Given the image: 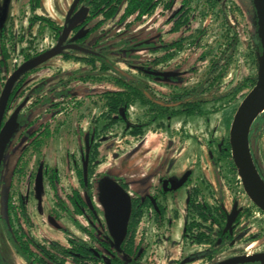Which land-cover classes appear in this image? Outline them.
Wrapping results in <instances>:
<instances>
[{
    "label": "rangeland",
    "instance_id": "obj_1",
    "mask_svg": "<svg viewBox=\"0 0 264 264\" xmlns=\"http://www.w3.org/2000/svg\"><path fill=\"white\" fill-rule=\"evenodd\" d=\"M27 1L0 0V16L9 12L2 24L4 27L2 36L0 32V46L3 44L7 54V67L0 69V92L4 80L22 63L28 44L29 50L35 48L39 51L55 43V37L47 27L34 24L32 28H27L28 19L33 15ZM167 1L162 0L155 10L139 23L130 24L133 17L124 23H119V15H117L114 19L102 23L89 40L102 38L95 50L106 48L105 56L117 69L146 82L156 97L160 98L182 94L200 84H205L210 59L212 60L213 56L217 58L221 52L226 51L227 43L229 44V40L235 35L237 42L232 49L227 50V56L229 55L230 58L226 76L220 82L218 89L211 87L206 91L210 94L217 92L221 98L218 101L202 104L201 115L180 114L171 117H160L151 110V106L134 101L127 109L123 121H117L106 130L103 128V121L99 122L96 131L100 141L98 152L102 162L93 167V175L103 174L115 185L126 183L128 185L126 193L129 195H133L135 191L143 195L147 189L159 194L161 182L165 180L163 178L172 176L174 179H180L189 173L190 184L197 185L202 190L204 199L208 203L213 201L219 203L228 213L232 211L234 203L237 204L238 209L248 207L251 203L243 190L240 191L238 177L234 176L229 162L218 153V150L229 137L233 116L247 90L234 96L226 94L242 78H252L257 74L258 49L253 45L257 44V38L254 33L255 26L251 24L255 22L252 0H194L188 17L189 23L181 27L177 33L169 32L172 26L170 18L180 7L181 0H174L172 8L165 9ZM72 2L73 0H40L36 12L62 26ZM97 20L91 21L89 26L91 27ZM149 38H152L153 46L159 45L160 41L162 44H170L179 38H184L183 48L173 52L172 60L158 66H150L160 72H179L181 74L179 87L151 81L137 74L135 69L128 68L127 62H134L136 66L161 56L163 54L161 48L155 49L158 51L135 52L134 57L138 58L135 61H130V57H123L117 52L122 48L121 43L125 41L131 44ZM203 56L204 59L201 60L200 57ZM89 69L79 60L65 61L60 57L49 60L39 72L28 77L22 87V94L17 95L13 107L23 100L30 88L52 74L61 75L63 72L71 71L76 72L78 77ZM91 74L93 77L84 80L85 83L71 84L75 98L78 102L81 99V109L68 110L66 118L64 115L55 118V122L64 120V123H60L62 126H55L57 129L50 138L45 139L39 153L25 156L26 165L21 175L14 176L11 187L9 176L18 153L10 155L5 161L2 174L5 183L0 187V192L10 189L11 201L15 204H18L21 198L31 223L26 224L22 219L20 223L38 242L54 240L66 245L63 235L51 224L53 219L60 228L70 230L75 236L87 240V237L75 229L68 218L56 208L55 201L60 199L67 203V196L73 189L78 188L73 162L76 161L78 168L81 167L83 136L89 132L92 120L101 113L102 92L119 89L114 73ZM55 102L59 100L56 99ZM134 127H138L141 131L137 137L129 134ZM252 148L254 159L264 176V128L252 139ZM38 160L39 163L36 165ZM40 163L56 169L57 197L49 188L41 172ZM189 187L181 188L165 197V219L171 221L169 231L163 230L166 226L158 231L150 213H145L135 237V244L141 238L146 244V251L141 259L142 264H184L194 259L198 260L191 262L192 264H204L201 251L207 246L194 247L186 241L183 243L179 241L184 217L186 218L185 200ZM93 203L99 213V202L95 199ZM2 209L3 200L0 198V214L4 213ZM235 230L237 238L234 246L225 248L226 250L216 257L215 261L243 254L244 247L252 242H244L240 237L243 234L247 236L256 232L264 234V215H257L252 211L235 226ZM168 235L170 240L167 239ZM256 244H260L257 250L264 249V238L256 241ZM0 254L9 264H25L7 240L1 222ZM186 255L190 256L184 259Z\"/></svg>",
    "mask_w": 264,
    "mask_h": 264
},
{
    "label": "flooded vegetation",
    "instance_id": "obj_2",
    "mask_svg": "<svg viewBox=\"0 0 264 264\" xmlns=\"http://www.w3.org/2000/svg\"><path fill=\"white\" fill-rule=\"evenodd\" d=\"M9 1L11 2L12 0H9ZM27 2H28V5L30 7V0H28ZM71 5H70V7H71ZM252 5H253V2H252ZM39 6H40V3H39ZM37 9L32 11V9L30 7L31 13L33 15H31V17L28 19V24H27L28 27L27 28H32V26L34 24L39 25V26L43 25V26L47 27L52 32L53 36H54V33L56 32V30L59 29V35L57 37L54 36L55 37V43L45 50H39L38 51L35 48L29 50L30 48H29V46H28L29 44H28L27 45L28 50H26V52L23 54L22 63L18 67L22 66L24 63L32 61L36 57H39L40 55L44 54L45 52H47L48 50L53 48L56 45L57 40L59 39L63 28L69 24V21L71 20V18L73 16H75L77 13L81 12V13H83V16L74 24V26L69 31L66 40L62 44V46L66 47V48L51 59L60 57L61 59L65 60V61H71V60H73L72 59V56H73V58L75 57V58L80 59L79 61L83 62L86 66L89 67V65L86 63V61L88 60L87 56H90V57L95 58L94 62L96 63L97 69L101 65L102 61L106 60L107 62H109L110 66L112 68V70H110L108 72L115 74L114 79L117 78L118 75H121V76L128 78V80L131 81L132 85H135V84L146 85L148 87V89L151 91V93L154 95V96H152L153 99L151 97H149V99L151 100V102L153 104L154 103L158 104L159 106H161L164 109H166L168 107L179 108L181 106L182 100H176V101L168 102L169 97L158 98L152 92L150 86H148V84L146 82L140 80L138 77L131 76V75L124 73V72L120 71L119 69H117L115 67L114 63L112 61H110L109 59H107V57L105 56V54L107 53L106 48L102 47L101 49L98 48L97 50H95V48L102 41V38H94L93 40H89L90 36L93 33H90V36L88 38L86 36H87L88 30L91 29L92 27H94L97 24L99 19L91 27L89 26L90 22L87 25L81 23V20L83 19L84 15L87 11V9L84 7L83 0L78 1L74 11L72 12V14L69 17H67V13L69 11V9H68V11L66 12V15H65L64 24L62 26L57 24L54 20L36 12ZM255 14H256V10H255ZM8 15H9V12L6 14V18L8 17ZM39 16L43 17V18H48L49 20H51L54 23L55 28H53L51 30L45 23L40 22V20L36 19ZM256 18H257V15H256ZM94 20H96V19H94ZM251 24H252V26H255L254 33H255V37L257 38V34L259 35L258 22H256V20H255V22H251ZM2 28H3V30H2ZM171 28H172V26H171ZM2 31L4 32L3 26L0 27L1 36L3 35ZM169 32H170V30H169ZM151 39L152 38H149V39L143 40L142 42L138 41V42H133L131 44H129L127 41H125L124 43H121L122 48L118 49L117 52L119 54H121L123 57H126V58L130 57L131 58L130 61H135V59L136 60L138 59L137 57H134L135 52H138L141 50H155L157 48H160V46L166 45V44H162V42L160 41L159 45L153 46V44L151 43ZM142 43L146 47L142 48L141 47V45H143ZM253 45H255L258 49V38H257V44H253ZM161 50H163V49L161 48ZM5 51H6V49H5ZM40 51H42V52L39 53V55H37L35 57L31 56L32 54L38 53ZM155 51H158V50H155ZM261 51H262V45H261ZM164 52L165 51L163 50V54H164ZM0 56H1L0 60L5 58L4 55H0ZM29 56L32 58H30ZM65 56H68L69 58L71 57V59L64 58ZM27 57H29V59ZM157 57H160V56H157ZM6 59H7V54H6L5 60ZM51 59H49V60H51ZM153 59L148 60L147 63H140L139 65H136V66H135V64H133L134 62L133 63L127 62V63H129L128 68H129V70L135 69V72L137 74H140V75L146 77L147 79H149L151 81H160V82L170 84V85L175 86V87H179V82L181 81V74L179 72H172L173 74H177V75L175 77H168V78L156 77V76H152L148 73V72L169 73V72H160V71H156L155 69H152L150 67L151 66L150 62ZM49 60H47V61H49ZM46 62L43 63L42 65L34 67L33 69H31L29 71H25L24 73H22L20 75V77L17 79V82H19L22 79V81H21L22 86L20 87V89L17 91L16 95L13 98H11V94L9 96L7 106H6V110L4 112V115H3V118L1 121L0 130L6 124V122L8 121V119L10 118V116L12 115L14 110L19 105H21L22 103H24V104H23L22 108L19 110L17 117H16V129L12 133V135L9 138V140L7 141V143L5 144V147H4V150L2 153V157L0 160V187H2L3 184L5 183V181L2 179L3 178L2 174H3V169L5 167V161L10 155L14 154L15 152L18 153L15 165L13 166V169L11 171V175L9 176V186L11 185V181L15 175H17V176L21 175L23 168L26 165L25 156H27L28 154L39 153L41 151L40 150L41 147L44 145L45 139L50 138V136L53 134V132L57 129L56 127L61 125L60 123H62V124L64 123V120L63 121L62 120L56 121L57 122V125H56L55 118L57 116H60V115H64V118H66L67 117L66 115L69 111H71V110L75 111L77 108L81 109V106H82L81 99L79 100V102L77 101V99L75 98L74 88L71 87V84L75 83V82H77L78 84L85 83L84 80L88 79V75H87L88 72H86L84 74L82 73L77 77L76 72H71V71L63 72V73H61V75H60V73H54L51 76H49L48 78H45V80H43V81L41 80V83H38V84L34 85L32 88H30L28 90V92L26 93V96L23 98V100L21 102H17L16 106L13 107L14 102L17 100V95L22 94V87L24 86L28 77L33 73L35 74V73L39 72L40 69L42 68V66H44L46 64ZM4 63H5L4 66L0 65V69L7 67L6 61ZM152 66H158V65H152ZM17 68H15L13 70V72ZM97 69L93 73H98L99 75L103 74V73H99ZM8 77L4 80V82L2 84L3 87H4V84H5L6 80L8 79ZM92 77H93V75L91 74V76H89V78H92ZM152 77L162 78V79L176 78L177 80L176 81H169V80H162V79H152ZM3 87H2V89H3ZM195 88H197V87H195ZM195 88H193V89H195ZM186 93L194 94V91L191 89V90L187 91ZM205 93H204V96H208L207 94H210L207 92H205ZM0 94H1V92H0ZM182 94H176V95L182 96ZM187 98H190V96ZM207 98L210 99V97H207ZM56 99H58L59 102H55ZM73 101H75V102H73ZM149 106H151L150 108L152 111H155V113L158 116H160L158 114V110H155L153 105L149 104ZM176 115H180V114H176ZM165 116H168V115H165ZM165 116H160V117H165ZM171 116L172 115H170L169 117H171ZM94 120L97 121V118L92 120V122H91L92 126L90 127V130H89V132L91 131L92 136H90V138H89V132H87L83 136L84 137V141L82 144L83 145L82 146L83 154L81 153V155H80V162H81L80 169H82V170L85 169V175H86L87 159H88V155L86 152V149H87L86 145L89 141L93 140V135L95 134V132H92V130H94L93 128H97V126L99 124V123H93ZM52 126H53V128H52ZM134 128H138V127H134ZM81 151H82V149H81ZM38 163H39V160L37 161L36 165H38ZM73 163H74V168H75V172H76V176H77L78 188L73 189L71 191L70 195L67 196V200H66L67 203L65 201L60 200V199H57V201H55V206L60 212H62L64 214V216H66L68 218L70 224L75 229H77L79 232H81L83 235H85L87 237V240H83V239L75 236L70 230L60 228L55 223V220L53 219V220H51V224L56 229H58L60 231V233L63 235V237L65 238V241H66V245H63V244L59 243L58 241H54V240L45 241V242L36 241L32 235H30L26 230H24L23 226L20 223V219H22V221H24L26 224L31 223L29 218H28V215L26 213L24 203L21 201V198L19 199L18 204L19 203L23 204L26 217H25V215H22V214H18L16 217L11 216L10 210L8 207L9 201H11V193H10V189H6V190H3V192L2 191L0 192V198L3 200V209L2 210L4 211V213L0 214V222L2 225V229H3V231L7 237V240L9 241V243L12 247H13V245H12L11 240L14 237V235H13L14 232H16L19 237H22V240L24 242H27V240H28L27 237L31 236L35 240V242H37V243H41V244H44V243L47 244V243H51V242L59 243L60 245H62L63 247H65L67 249V252L69 251L70 253H71L70 248H71L73 243H75V244L80 243L79 245H81L85 250L95 249L96 251H99V248L102 246L103 239H107L106 235L104 234L105 232L108 234V238H110V240L108 239V243H107L108 246L109 247H110V245L114 246V242H113V240L109 234L108 228H107L104 210L102 208V205L100 204L99 197H98V199H96V201H98L100 204V212L98 213V211L96 210L94 203H93V201L95 199L92 201L93 207L91 206L90 208H88L89 199H88V195H87V190L85 187L82 186L81 182L79 181V177L77 175L78 165H77L76 161H74ZM85 164H86V166H85ZM39 165L41 166V172L45 176L49 188L52 190L53 195L55 197H57L56 183L58 181V175H57L56 169L52 168L46 164L40 163ZM185 175H187L185 183L183 184L182 187H180L177 190H173L172 187L177 185L178 182L181 180V178L180 179L177 178L178 179L177 180L176 178L174 179V178H172V176H169L168 178H163L165 180L161 182V189L158 192L159 194L152 193L151 190H148V189H147V191L145 190L143 195L138 194L136 191L133 193V195L128 194L130 196V212H131V205H132L133 199L138 198V199H142V201H143L144 198H150V199H154L157 202V204L161 205L162 210H163V219L162 220L156 219L155 211L153 210V208H146L144 210V214L142 215L140 221L138 222V225L136 226V229L134 232V239H133V251L137 248V246H139L140 247L139 253L136 256L129 255V258H122L121 255H118V259L122 260L123 264H142L141 259H142L143 254L146 251V244L143 243L142 238L138 240L137 244H135V237H136L137 229H138L145 213L146 212L150 213L152 220H153V223H154V226L158 231L162 230V228H164V226H166V227L163 230L169 231L170 230L169 226L171 224V221L165 219V213H166V198L165 197L167 194L175 193V192L179 191L181 188H184L187 186L188 187L190 186V187H189V190L187 192V196H186V200H185V209H186V215L185 216H186V218L184 217L185 221H183L184 223L182 224V233H181L182 236H181V239L179 241H182V243H183V241H186V242H188L189 245H192L194 247L207 246V248L202 249V251H201L203 254L201 259L205 260L204 264H217L220 262H224L228 259L234 258V257H231V258L224 259L221 261H215L216 257H218L220 254H222L227 249L228 246H234L235 239L237 238L235 226L239 225L241 220L247 215H242L239 218V221L237 223H236V221H237V218L239 217V214L241 212H243V209H245L246 207L239 208V209L237 208L238 212H237L236 218L234 219L230 228L227 229V231H224L226 223H227V218L232 212L231 211L230 213H228L226 211L227 217H226V223L222 227V235H221L222 237H219L220 239L217 241V244L220 246L221 245V238H223L224 243L222 244L223 245L222 250L217 251L214 244H197V245L192 244V242H193L192 238L195 237V234L197 232L191 233L190 231H187V225L191 222V218L194 216L193 214H190V212L187 208V199H188V195L190 194L192 188L198 187V186L194 185V184L193 185L190 184V179H191L190 177L191 176L189 173H187ZM95 176H98V174H95ZM97 178L100 181L101 178L100 177H97ZM120 186H121V184H120ZM200 191H201V194L203 195V192L201 189H200ZM125 192H126V190H125ZM203 202H206L208 205L215 204L214 201L212 203H208L204 199V195H203ZM12 203L14 206H18V204H15L14 202H12ZM255 213H257L258 215H264L261 211L255 212ZM130 216H131V214H129V218H128V222H127V228H126V234H127L128 226L130 223ZM14 218H16V219H14ZM11 220H13V222L15 224L14 227H12V225L10 223ZM197 223H202L206 230L211 228L210 220H208L205 223V222H202L201 220L198 219ZM195 228H192L193 229L192 231H194ZM215 231H214V234H216ZM230 231H231V233H230ZM88 234H92V235L89 236ZM244 235L245 234H243L240 238L242 241L246 242L245 240H247L249 236L259 235V232L252 233V234H249L247 236H244ZM167 239L170 240V235H168ZM259 240H261V239H258L256 241H259ZM256 241H254V242H256ZM254 242H252V243H254ZM259 245L260 244H256L252 249H250L248 251L246 249L248 247V245H247L246 247H244L243 254L237 255L235 257H240V256L249 257V256L257 255V257L255 259H253V261H262L264 263V249L257 250V247H259ZM28 247H29V250L33 253V256L31 258V260L33 261L35 259V257L38 256V252L31 243L28 244ZM13 249H14V247H13ZM14 251H15V249H14ZM15 253L22 259V261L25 264H30L21 255H19L16 251H15ZM111 255H109V256H111ZM189 256L190 255H186L184 259L188 258ZM111 257H113V256H111ZM0 259H1L2 264H9L6 260H4V258L2 257L1 254H0ZM65 259L67 260L66 264H72L70 259H68V258H65ZM97 260H98V258H97ZM197 260L198 259H194V261H191V262L193 263ZM253 261H250V262H253ZM49 262H48V264H49ZM191 262L190 263H184V264H192ZM179 264H182V263H179Z\"/></svg>",
    "mask_w": 264,
    "mask_h": 264
},
{
    "label": "trees",
    "instance_id": "obj_3",
    "mask_svg": "<svg viewBox=\"0 0 264 264\" xmlns=\"http://www.w3.org/2000/svg\"><path fill=\"white\" fill-rule=\"evenodd\" d=\"M162 0H83L84 7L87 9L83 19L81 20L82 24H88L94 19H99L97 24L88 30L87 32V38L90 36V33H93L94 30L100 26L102 23L110 21L114 19L117 15L119 23H124L129 18L133 17V20L129 22L130 24L139 23L141 22L146 16L150 15L155 8L161 3ZM194 0H181L180 7L173 13L171 16L172 20V28L170 29L171 33H177L181 27L186 26L189 23V14L192 11L191 4ZM40 0H30V7L33 10L39 8ZM174 4V0H168L165 4V9L172 8ZM255 11V9H254ZM36 19L40 20V22L45 23L51 30L55 28L54 23L49 20L48 18L43 17H37ZM255 20L257 22L256 14H255ZM60 28V27H59ZM3 30V28H2ZM3 32V31H2ZM59 35V29L56 30L54 33V36L57 37ZM258 38V52L257 57L261 54V38L257 34ZM143 40H140L139 42H142ZM184 38H179L178 40L166 44L163 46H160L165 52L160 57H155L151 62L150 65H159L166 63L173 58V52L179 51L183 48L184 44ZM138 42V41H137ZM237 42V38L234 35L232 39L229 40V44L227 43L226 51L224 50L223 53L221 52L219 57H214L212 60H210V66L205 78L204 83L197 86V88L192 89L194 91V94L192 93H183L182 96L180 95H173L172 97L168 98V102L170 101H176V100H182L181 106L179 108H171L168 107L166 109L162 108L158 104H153L149 97L152 98L154 96L151 91L148 89V87L144 84H135L132 85L131 81L128 80V78L118 75L117 78H115L116 83L119 86V89L116 91H105L102 92L101 99L103 101L102 104V110L101 113L96 117L97 121H93V123H99L103 121L104 123V130L107 129V127H112V125L116 124L117 121L124 120L125 115L127 113V109L132 105L134 101L142 102L144 105H153L155 110H158V114L160 116L165 115H176V114H183L186 116H198L202 114V104L211 102V101H218L221 97L217 94V92H214L213 94H207L208 96H204V93L207 90H210L209 88L215 87L218 89L220 82L224 79L228 72L229 67V61H227L230 56H227V50L232 49ZM143 44V43H142ZM132 47V46H131ZM142 48L146 47L144 44L141 45ZM35 51V50H34ZM42 51L32 54V57H35L39 55ZM120 52V51H119ZM0 55H4L6 58V51L1 44L0 46ZM30 57V56H29ZM29 57H27L29 59ZM30 57V58H32ZM88 60L86 63L89 65L90 70L88 71L87 75L88 78L91 76V73L95 72L97 67L96 63L94 62L95 58L87 56ZM5 58L0 60V65H5ZM26 58V59H27ZM64 58L71 59L68 56H65ZM228 58V59H227ZM73 60H80L78 58H73ZM200 59H204V56ZM99 73H106L110 70H112L109 62L102 61L101 65L97 69ZM152 79H162V78H155L152 77ZM162 80H169V81H176V78L173 79H162ZM22 79L19 82H16L14 85L12 92H11V98H13L17 91L22 86L21 84ZM256 82V76L249 78H242L241 81H239L235 86H233L229 92L226 95H236L238 93L243 92L244 90H247L243 94L245 97L246 94L250 91V89L254 86ZM208 87V88H205ZM190 98H187L189 97ZM207 97H210L207 98ZM153 99V98H152ZM168 112V113H167ZM264 127V112L261 113L253 122L250 133H249V146L251 150V155L255 164V167L262 177L264 181V176L262 175L261 170L259 169L257 162L254 159V151L252 148V139L256 137L260 132L262 131ZM92 132H95L93 135V140L89 141V151H88V159H87V169H86V175L84 176V170L78 168L77 175L79 177V181L81 182L82 186L86 188L87 195H88V208L92 206V201L94 199H98L99 196V180L97 177L103 178V174H98V176L93 175V167L95 165L102 162V158L99 156V147H100V141H98V134L96 129L93 128ZM130 135H133L137 137L139 134H141V131L139 128H134L129 133ZM92 136L91 131L89 132V138ZM218 153L227 159L229 162L230 168L234 173V176L237 177L236 170L234 168L233 162L231 160L230 156V148L228 144V139L224 140V142L219 146ZM237 183H240L239 180H237ZM121 187L126 190L127 184L122 182L120 183ZM242 192V187L240 189ZM10 214L11 216H17L18 214L25 215L24 212V206L22 203H19L18 206H14L11 201H9L8 204ZM93 207V206H92ZM146 208H153L155 211L156 219L162 220L163 219V210L160 204H157V202L154 199L150 198H144L142 199H133L132 205H131V216H130V223L128 226L127 234L125 235L123 241L120 243L119 248H115L114 246L110 245L108 246V234L105 232L107 239H103L102 246L99 248V251H96L95 249H89L85 250L80 243H73L70 250L71 253L68 251L65 247L60 245L56 242L51 243H37L35 240L29 236L27 237V242H24L22 240V237H19L16 232L13 233L14 237L11 240L12 245L15 249V251L21 255L27 262L30 264H66L67 260L65 258H68L71 260L72 264H123L122 260L118 259V255H121L122 258H129V255L136 256L139 253V246L133 251V239H134V232L136 229V226L138 225V222L140 221L142 215L144 214V210ZM187 208L190 212V214H193L194 216L191 218V222L187 225V231H190L191 233L197 232L195 234V237L192 238V244H214L217 251H220L223 249V243L224 240L221 238V245L219 246L217 244V241L220 239L219 237H222V227L226 223V217L227 213L226 210L219 204H211L208 205L206 202H203V195L201 194V191L198 187L192 188L190 194L188 195L187 199ZM260 212L253 204H250L248 207L243 209V212L239 214V217L237 218L236 223L239 221V218L242 215H248L251 212ZM198 217H197V216ZM16 219V218H14ZM201 220L202 222H207L210 220V226L211 228L205 229L202 223H197V220ZM158 221V220H157ZM13 220H11L12 227L15 226ZM196 227V228H195ZM195 228L194 231H192ZM216 230V231H215ZM214 231L216 234H214ZM91 236L92 234H88ZM264 234L259 235H252L249 236L246 242H254L258 239H263ZM104 238V237H103ZM100 239V238H99ZM31 243L35 249L38 252V256L35 257V259L32 261L31 258L33 256V253L29 250L28 244ZM112 254V255H111ZM113 257H111V256ZM117 257V258H116ZM98 258V260H97ZM0 264H2L0 259ZM240 264H264L262 261H253V262H243Z\"/></svg>",
    "mask_w": 264,
    "mask_h": 264
},
{
    "label": "water",
    "instance_id": "obj_4",
    "mask_svg": "<svg viewBox=\"0 0 264 264\" xmlns=\"http://www.w3.org/2000/svg\"><path fill=\"white\" fill-rule=\"evenodd\" d=\"M79 0H74L67 17H69L74 11ZM254 8L256 10L258 31L261 37L262 51L258 57L257 62V74L256 82L250 91L246 94L243 100L240 102L231 122L228 143L230 148V156L236 170L238 180L242 187V190L248 200L259 211L264 214V181L258 173L249 146V133L251 126L255 119L264 112V0H252ZM83 16V13L79 12L71 18L69 24L63 28L62 33L57 40L56 45L45 52L44 54L36 57L30 62L24 63L18 67L6 80L4 87L0 94V125L6 110L9 96L12 92L17 79L25 71H29L36 66L42 65L47 60L53 58L66 47L62 44L66 40L67 35L74 24ZM6 14L0 16V27L3 25V21ZM152 76L156 77H175L177 74L173 73H159L148 72ZM24 103L19 105L3 128L0 130V160L5 147V144L11 137L12 133L16 129V117L19 110ZM86 152L89 151V142L86 145ZM86 166V164H85ZM85 175V169H84ZM187 178L184 175L177 185L172 187L173 190H177L183 186ZM99 201L104 210L105 219L109 234L114 242L115 248H119L120 243L123 241L126 235L127 222L130 214V196L120 185L113 184L105 177L101 178L99 183ZM237 204L234 203L231 214L227 218V223L224 231L230 228L237 215ZM231 233V231H230ZM255 256H240L228 259L224 262L217 264H240L243 262H250L255 259Z\"/></svg>",
    "mask_w": 264,
    "mask_h": 264
},
{
    "label": "built area",
    "instance_id": "obj_5",
    "mask_svg": "<svg viewBox=\"0 0 264 264\" xmlns=\"http://www.w3.org/2000/svg\"><path fill=\"white\" fill-rule=\"evenodd\" d=\"M256 214H257V213H256ZM257 215H258V214H257ZM255 244H256V242L249 244L248 247L246 248L247 251L250 250V249H252V248L255 246Z\"/></svg>",
    "mask_w": 264,
    "mask_h": 264
}]
</instances>
